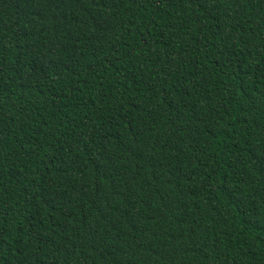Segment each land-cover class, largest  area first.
Listing matches in <instances>:
<instances>
[{"label": "trees", "instance_id": "trees-1", "mask_svg": "<svg viewBox=\"0 0 264 264\" xmlns=\"http://www.w3.org/2000/svg\"><path fill=\"white\" fill-rule=\"evenodd\" d=\"M0 264H264V0H0Z\"/></svg>", "mask_w": 264, "mask_h": 264}]
</instances>
